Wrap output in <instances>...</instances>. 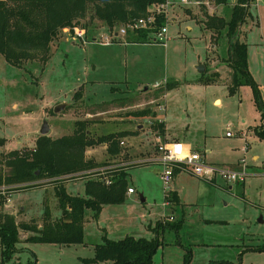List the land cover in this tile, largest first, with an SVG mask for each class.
Returning a JSON list of instances; mask_svg holds the SVG:
<instances>
[{"label":"rangeland","instance_id":"rangeland-1","mask_svg":"<svg viewBox=\"0 0 264 264\" xmlns=\"http://www.w3.org/2000/svg\"><path fill=\"white\" fill-rule=\"evenodd\" d=\"M206 1L167 0L163 41L111 40L104 45L101 36L90 37L101 29L109 31L105 22L95 18L90 23L86 16L76 26L84 30L82 38L62 30L44 64L36 59L14 65L0 53V154L34 147L44 119L49 124L47 134L57 137L72 132L75 120L87 118L93 135L131 131L121 137L117 156L107 152L105 143L87 147L86 156L99 163L94 170L135 164L127 169L128 186L135 191L127 193L124 201L103 204L96 216L91 207L84 208L83 242L28 241L29 232L20 230L6 264H102L86 259L93 255L94 244L126 234L160 241L151 264H264V248H246L264 243V138L254 131L262 121L260 110L250 85L228 91L224 80L230 76L228 70L217 82L199 80L197 65L206 61L208 71L216 63L212 60L218 59L210 55V31L199 20L206 12L230 14L234 2ZM248 11L240 38L249 44L250 67L264 103V0H250ZM225 39L223 31L219 53ZM167 81L177 83L166 88ZM78 89L82 97L74 98ZM147 98L151 100L144 101ZM63 101L68 103L53 111ZM158 104L164 108H155ZM124 105L130 106L119 108ZM139 111L144 113L136 114ZM163 119L167 133L162 134L151 123ZM226 131L232 135L226 136ZM178 138L203 152L206 162L237 170L243 166L248 173L244 179L217 176L211 182L181 169L174 179L179 201L165 204V190L174 188L173 177L165 187L159 175L162 164L146 159L156 156L158 144ZM80 174L65 178L68 192L84 194ZM37 182L42 183L2 188L0 210L13 213L17 221L33 218L40 223L45 206L52 217L59 216L56 183L45 178ZM178 219L182 220L177 228L159 225ZM188 251L190 259L185 263Z\"/></svg>","mask_w":264,"mask_h":264},{"label":"trees","instance_id":"trees-1","mask_svg":"<svg viewBox=\"0 0 264 264\" xmlns=\"http://www.w3.org/2000/svg\"><path fill=\"white\" fill-rule=\"evenodd\" d=\"M165 0H0V53L14 64L22 65L28 60H40L44 64L50 57L54 42L58 41L62 28L70 31L88 16L90 23L95 18L103 20L109 31L131 18L145 15L150 7ZM224 3L226 0H214ZM250 0H235L227 17L204 13V23L214 30L217 39L224 31L228 40L226 62L230 66L229 92L247 84L253 89L254 99L260 110L261 123L254 127L255 133L264 138V103L258 83L248 68L247 43L239 39L240 25L248 15ZM165 22L164 13L155 16L154 27L128 31L131 41H152V34ZM89 31L85 28V33ZM215 73L201 72L199 80L212 82ZM176 81H167L166 88ZM82 97V90L73 94ZM144 111L136 114L142 115ZM90 119L74 121L72 132L57 137L39 134L32 148H13L0 154V192L3 189H22L40 185V179L56 184L55 195L60 214L52 217L45 206L41 222L35 219L17 221L13 213L0 210V264H6L15 250L20 230L29 232L28 241L55 242L63 244L80 243L83 238V211L86 206L93 209L94 216L105 203H119L127 195L128 166L116 164L104 171L94 170L98 162L86 156L89 146L105 143L107 152L117 156L121 152V137L130 134L128 129L108 131L93 135ZM153 129L164 133V121L151 123ZM105 163V162H102ZM4 167H6L4 169ZM179 169L174 167V174ZM76 172L84 178V194H73L66 190L64 180ZM213 182V180H209ZM166 194L165 197H169ZM171 193V199H174ZM181 220L160 221V226L177 228ZM160 241L155 238L126 234L120 238L105 237L94 244L92 262L102 264H151L152 256ZM189 251L184 261L188 263ZM35 262V261H34ZM33 262V263H34Z\"/></svg>","mask_w":264,"mask_h":264},{"label":"built area","instance_id":"built-area-1","mask_svg":"<svg viewBox=\"0 0 264 264\" xmlns=\"http://www.w3.org/2000/svg\"><path fill=\"white\" fill-rule=\"evenodd\" d=\"M181 2H187L189 0H180ZM167 0L156 3L152 5L149 11L145 15H140L138 17L131 18L125 22L120 23L115 29L111 31H106L105 34L101 33L100 41L102 43H108L113 38L118 35H126L128 31H133L141 28H152L154 27L155 16L158 13H164L165 20V7ZM66 29L70 31V28L66 26ZM166 26L165 24L161 25L157 30L153 32L152 39L157 41H163L165 35ZM77 36L81 37L84 34L82 28L77 29L73 28V32ZM98 36V37H99ZM94 40L98 39L93 37ZM155 86L158 85L156 82ZM158 108L163 109V104H158ZM226 135H232V132L226 131ZM157 150L159 154L154 157H149L146 160H156L162 164V169L160 171V179L162 180L165 187L170 184V181L174 174V167L178 169H188L195 175L206 178L208 180L215 179L217 176L221 177L224 180H235L237 178H242L248 173L243 169H234L229 165H220L208 163L203 157V153L197 150L186 149L181 141L172 140L169 142H163L157 145ZM135 189L133 186L127 187V193L134 192ZM166 194L167 191L165 190Z\"/></svg>","mask_w":264,"mask_h":264},{"label":"crops","instance_id":"crops-1","mask_svg":"<svg viewBox=\"0 0 264 264\" xmlns=\"http://www.w3.org/2000/svg\"><path fill=\"white\" fill-rule=\"evenodd\" d=\"M197 1H199V3H203V0H202V2H200V0H197ZM214 1V0H213ZM235 1V0H234ZM207 3H209V1L207 0L206 1ZM206 3V4H207ZM234 3V2H233ZM152 7V6H151ZM150 7V8H151ZM218 15H222V14H218ZM223 16H225V17H227L228 16V14L227 15H223ZM204 19V16H203V18L202 19H200L199 21H201V20H203ZM202 22V21H201ZM210 32H209V34H210V45H209V51H211V56H217L218 57V59H216V60H212V62H214V61H216V63L214 64V67L213 68H210L208 71L206 70V73L207 72H210V73H215L213 76L215 77V76H217L216 77V80L214 79L212 82H217V81H219V79H221L222 78V72L223 71H226V70H228V75H230V66H229V64L226 62V58H227V56H228V40H227V37H226V39H225V41H224V45H223V47H224V54H223V52L222 53H219L218 52V48H217V46H218V38L217 39H215L214 38V35H215V32H214V30L213 29H211V28H207ZM240 30H241V25H240V28H239ZM62 30L64 31H66L67 29H66V27H63L62 28ZM99 30V29H98ZM106 31V29H101L99 32H96V33H94V34H92L91 35V37L90 38H92V40H94L93 39V37H96V38H98V36L102 33V32H105ZM242 31V30H241ZM101 32V33H100ZM106 33V32H105ZM239 34H238V36H239V39L240 40H242L241 38H240V32H238ZM243 34H245V33H243ZM129 36L128 34H126V35H118L117 37H115V38H113L112 39V41L114 42H137V41H131V40H129V39H127V37ZM86 41H90V40H86ZM152 41H155V40H152ZM152 41H148V42H143V43H150V42H152ZM243 41H245V39L243 40ZM246 42V41H245ZM102 43V42H101ZM100 43V44H101ZM111 42H108V43H104V45H108V44H110ZM247 43V42H246ZM248 43H247V59H248V68H249V70H250V72H251V74H252V76L254 77V79L256 78V76H255V74L252 72V70H251V67H250V63H249V47H248ZM208 57V56H207ZM209 58V57H208ZM220 59V60H219ZM206 60H208V59H206ZM203 64V69H202V71H199L200 73L201 72H203L204 70H205V67H206V61L205 62H203L202 63ZM199 65V64H198ZM197 65V66H198ZM225 67L226 66V69H224V70H221V68L222 67ZM209 73V74H210ZM208 74V73H207ZM224 80H226V82H229L230 81V76H229V78H226V79H224ZM256 80V79H255ZM257 81V80H256ZM257 83L259 84V82L257 81ZM245 85V84H244ZM240 87V86H239ZM144 89H147V86H146V88H144ZM238 90V89H237ZM146 100H148V101H150L151 99L150 98H147V99H145L144 101H146ZM130 105H124V106H119V108L120 109H124V108H126V107H129ZM155 108H158V106H155ZM163 121H164V119H163ZM164 132H166L167 133V128H166V125H165V121H164ZM226 136H230V135H226ZM172 140H177V141H181L182 143H183V145L185 146V148L186 149H192V150H197V151H200V150H198V149H196V148H191L190 147V145L188 144V142H186V141H184L183 139H181V138H178V139H169V140H166L167 142H169V141H172ZM201 152V151H200ZM201 153H203V152H201ZM159 154V151L157 150V154H156V156ZM221 165V164H220ZM234 165V164H233ZM180 169L175 173V174H173V183H174V185H173V190H168L169 192H167V194H169L170 193V195H169V197H166V202H165V204H170V201L169 200H173V202L175 201V200H177V201H179V194H178V191H177V179L176 180H174L177 176H178V174L180 173ZM159 174H160V172H159ZM217 178H215V180H216ZM213 182H214V179H213ZM132 193V192H131ZM171 193H174L175 195V197H174V199H171ZM128 194H130V193H128ZM264 243L263 244H257L256 246H253V245H250V246H247L246 248H248V249H260V248H264Z\"/></svg>","mask_w":264,"mask_h":264},{"label":"water","instance_id":"water-1","mask_svg":"<svg viewBox=\"0 0 264 264\" xmlns=\"http://www.w3.org/2000/svg\"><path fill=\"white\" fill-rule=\"evenodd\" d=\"M197 69H198V71H202V69H203V64L200 63V64L197 66ZM144 88H146V86H145ZM67 103H68V102H65V101L60 102V103H57L56 105H54V107H53V111H57V110H59L60 108H63ZM48 131H49V124H48V122H47V119H44V120H43V123H42V125H41V128L39 129V133H40V134H47ZM258 220H259V221H262V217H261V216L258 217Z\"/></svg>","mask_w":264,"mask_h":264}]
</instances>
